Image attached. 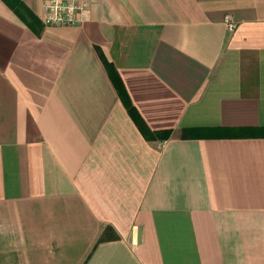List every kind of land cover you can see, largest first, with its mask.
<instances>
[{"label": "crops", "instance_id": "obj_1", "mask_svg": "<svg viewBox=\"0 0 264 264\" xmlns=\"http://www.w3.org/2000/svg\"><path fill=\"white\" fill-rule=\"evenodd\" d=\"M11 1L0 264H264V0Z\"/></svg>", "mask_w": 264, "mask_h": 264}, {"label": "built area", "instance_id": "obj_2", "mask_svg": "<svg viewBox=\"0 0 264 264\" xmlns=\"http://www.w3.org/2000/svg\"><path fill=\"white\" fill-rule=\"evenodd\" d=\"M96 0H42V22L45 26L79 25L84 18V10ZM226 29L231 32L236 27L232 15L224 16Z\"/></svg>", "mask_w": 264, "mask_h": 264}, {"label": "trees", "instance_id": "obj_3", "mask_svg": "<svg viewBox=\"0 0 264 264\" xmlns=\"http://www.w3.org/2000/svg\"><path fill=\"white\" fill-rule=\"evenodd\" d=\"M12 6L13 3L11 0H7ZM17 5L16 6V10L18 7L22 6L21 3L18 0H13ZM100 57L104 63V66L106 68V71L108 73V76L110 77V79L112 80V83L114 84L118 95L120 96L123 104L125 105L126 109L128 110V112L130 113V115L132 116L134 122L137 124V126L142 129L143 128V121L141 120L140 116L138 115V112L136 111V109L134 108V106L131 104L129 98L127 97V94L125 92V89L122 85V83L119 80L118 74L113 66V64L108 61L106 58H104V56L100 53ZM106 234V233H105Z\"/></svg>", "mask_w": 264, "mask_h": 264}]
</instances>
